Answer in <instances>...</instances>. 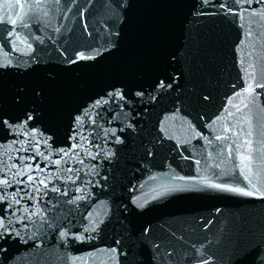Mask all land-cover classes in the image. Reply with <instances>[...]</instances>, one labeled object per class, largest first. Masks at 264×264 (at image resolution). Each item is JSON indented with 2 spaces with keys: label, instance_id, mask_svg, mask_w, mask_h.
<instances>
[{
  "label": "water",
  "instance_id": "water-1",
  "mask_svg": "<svg viewBox=\"0 0 264 264\" xmlns=\"http://www.w3.org/2000/svg\"><path fill=\"white\" fill-rule=\"evenodd\" d=\"M0 197V264H251L264 0H0Z\"/></svg>",
  "mask_w": 264,
  "mask_h": 264
},
{
  "label": "bare ground",
  "instance_id": "bare-ground-1",
  "mask_svg": "<svg viewBox=\"0 0 264 264\" xmlns=\"http://www.w3.org/2000/svg\"><path fill=\"white\" fill-rule=\"evenodd\" d=\"M262 260H264V237L262 238V241L258 247L257 253H256V255H254L251 264H258Z\"/></svg>",
  "mask_w": 264,
  "mask_h": 264
},
{
  "label": "snow or ice",
  "instance_id": "snow-or-ice-1",
  "mask_svg": "<svg viewBox=\"0 0 264 264\" xmlns=\"http://www.w3.org/2000/svg\"><path fill=\"white\" fill-rule=\"evenodd\" d=\"M11 22H12V23H16L15 20H12ZM250 87H251V86H250ZM31 179H32V177H29V180H31ZM3 183H4V184H7L8 181H7V180H4ZM213 187L220 188V187H222V185L217 184V185H213ZM229 190H231V191H235V192H242V191H243V190L240 189V188H231V189H229ZM243 194H245V195H253L252 192H244ZM0 199H2V197H0Z\"/></svg>",
  "mask_w": 264,
  "mask_h": 264
},
{
  "label": "rangeland",
  "instance_id": "rangeland-1",
  "mask_svg": "<svg viewBox=\"0 0 264 264\" xmlns=\"http://www.w3.org/2000/svg\"><path fill=\"white\" fill-rule=\"evenodd\" d=\"M264 264V263H263Z\"/></svg>",
  "mask_w": 264,
  "mask_h": 264
}]
</instances>
